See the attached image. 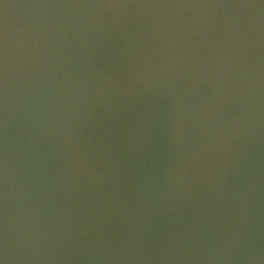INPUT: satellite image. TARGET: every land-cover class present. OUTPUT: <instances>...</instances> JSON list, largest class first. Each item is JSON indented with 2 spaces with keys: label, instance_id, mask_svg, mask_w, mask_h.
<instances>
[{
  "label": "water",
  "instance_id": "95a60500",
  "mask_svg": "<svg viewBox=\"0 0 264 264\" xmlns=\"http://www.w3.org/2000/svg\"><path fill=\"white\" fill-rule=\"evenodd\" d=\"M0 264H264V0H0Z\"/></svg>",
  "mask_w": 264,
  "mask_h": 264
}]
</instances>
